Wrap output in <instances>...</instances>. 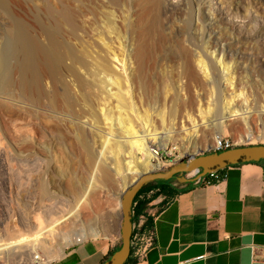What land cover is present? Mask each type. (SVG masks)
Here are the masks:
<instances>
[{"label": "rangeland", "instance_id": "rangeland-1", "mask_svg": "<svg viewBox=\"0 0 264 264\" xmlns=\"http://www.w3.org/2000/svg\"><path fill=\"white\" fill-rule=\"evenodd\" d=\"M53 1L57 6V1ZM182 1L186 2V5L181 10H176L173 15L169 12L165 15L166 9L171 10L172 6L169 0H160L161 18L153 28L154 33L145 37H139V31L151 19V14L141 18L150 6L149 3L135 6L129 1L123 7L107 4L102 8L94 5L89 12L78 10L76 32L70 34L66 27L59 29L57 39L62 55L56 64V73L46 76L33 87L29 96L22 87L21 71L18 69L22 54L16 49L15 23L0 8V59L3 63L6 62L9 72L11 71L8 73L11 79L7 80L8 75L0 71V233L5 228L10 234L17 232L24 222L32 219L31 217L38 216L45 223L46 207L54 208V211L69 210L74 206L75 183H88L85 181H88L89 174L96 164H111V154L100 156V134L110 124L116 133L118 126L114 120L105 122L100 119L96 114L99 109L103 113L111 109L115 116L121 114L128 118L135 131L144 126L143 129L156 131V136L164 138L177 137L175 124L180 115H192L197 109H206V104L211 103L215 94L210 100L209 97H200V101L196 100L190 104L186 92L179 88L183 77L182 62L177 54L178 40L181 43L186 42L185 44L192 42L200 46L202 51L206 47L208 49L212 42L208 37L209 29L203 27L205 21L202 20L200 27L194 26L195 14L189 8L193 0ZM206 1L219 21L213 30L223 37L227 27L218 13L220 6L215 0L203 2ZM21 2L12 6L16 19L12 18L22 27L33 24L31 32L36 35L40 28L39 23L48 22L45 7L40 1L38 7L31 0ZM72 5L76 10L78 3ZM261 7L262 5H257L253 9ZM128 8H131L130 14H127ZM108 17L111 19L110 25L106 22ZM253 21L254 18L248 22ZM263 31L256 34L245 29L242 37L244 39L231 41V56H225L226 63L240 68L234 76L235 80L241 81L242 84L234 90L224 85L222 103L237 95L233 105L247 113L244 116L248 117V123L243 122L236 128L226 127L223 133L221 132V137L241 136L240 141L245 145L264 144V73L255 68L264 50ZM199 33H203V39ZM175 34L182 39L179 37L176 40ZM35 41L45 47L43 37H37ZM143 42L148 46V56L143 69H140L142 62L137 51ZM212 45L213 43L210 46ZM122 58L125 62L124 71L119 61ZM111 63L116 64L113 70L121 74L130 87L127 96L130 98L128 107L121 108L116 95L119 89H125L124 85L122 82H116L117 75L114 72L110 79L109 72L104 68ZM144 80L150 81V91L147 93L142 87ZM197 94L203 95V91ZM33 110L45 114L46 117L35 119L33 113H30L34 112ZM247 134L251 135L249 140L246 139ZM183 136L181 134L178 137V146ZM81 140H84V143ZM159 143V149V144L154 145V148L158 149L154 162L158 164L159 169L169 163L167 159L175 160V157L179 159L185 156L181 150L173 152L172 145L165 147L162 140ZM110 168L113 182L106 187L109 195L110 190L119 182L112 164ZM42 184L56 190L57 196L48 200L42 198ZM107 193H102L98 197L99 200L97 198L90 216L81 222L79 228H102L106 231V237H120L121 208L116 207L115 198ZM109 197L114 199L113 202H109ZM100 202L109 205L103 204L102 208ZM77 244L68 247L65 252ZM38 254L42 255V252L39 250ZM33 262L35 264V260ZM6 263L4 259L0 260V264ZM19 263L20 261L17 262Z\"/></svg>", "mask_w": 264, "mask_h": 264}, {"label": "bare ground", "instance_id": "bare-ground-1", "mask_svg": "<svg viewBox=\"0 0 264 264\" xmlns=\"http://www.w3.org/2000/svg\"><path fill=\"white\" fill-rule=\"evenodd\" d=\"M21 1L22 0H0V8L3 12H6L7 15L11 17L13 23H15L16 49L22 54L18 69L21 71L20 77L22 87L28 96L31 94L32 88L43 81L46 76H51L56 73V64L62 55L61 52H59L60 45L57 39L59 29L61 27H66L70 34H74L78 27L76 21L78 10L89 12L94 5H98L102 8L107 4H115L123 7L129 1L135 6H143L149 3L150 6L141 15V18L147 14H151L152 16L146 25L141 28V31H139V37H145L150 33H154L152 32L153 28L156 27V24L161 18V12H159L160 0H106L107 2H105V0H66V2L64 0H56L57 6L54 5L53 0L52 2L49 1V3H46L45 0H31L36 7H38V1L43 3L48 19V22L45 24L39 23V31L36 32V35H33L31 32V28L34 27L33 24L29 23L27 26H23V28L21 25H18L15 20L16 15L13 7L18 5L19 2L22 3ZM150 1L153 2L150 3ZM203 1L193 0L192 5L189 4L191 5L189 8H191L195 14V27H200L201 22L205 21L206 24L203 27L209 29L210 33H208V37L213 45L210 46V44L208 49L206 47L204 51H202L200 46L192 42H188L187 44H185L186 42L181 43L180 40H178L179 37L182 39L181 36L177 37L175 34L174 38L178 40L177 54L182 62L181 74L183 80H181L179 88L186 92L190 104L196 100L200 101V97L203 99L209 97L208 100H210L211 97L214 96L213 94H215V97L211 99V103L206 104V109H197L196 113L193 112L192 115H180L178 122L175 124L177 132V137L174 136L175 138L170 136L164 138L158 137L156 136L158 134L156 131L153 132L152 130L143 129L144 126L139 131H135L128 118H124L121 114L115 116L111 109L107 113L101 112L102 110L100 109L96 111V114L101 117L100 119L105 122L114 120L118 126L116 133L111 124L107 129L102 130L99 142L101 148L100 156L102 157L103 154L112 155L111 164L114 174L119 178L118 184L113 190H110L111 194L109 195L107 193L108 188L106 187L113 182V174L110 168L111 164H107L106 162L96 164L93 171L89 174L88 181H85L88 183L85 185L83 181L75 183L73 191L74 206L70 207L69 210L67 209L68 211L66 209L54 211L53 207V209L46 207L44 212L46 214L45 223H43V220L41 221L42 218L36 215L37 218L31 217L32 219L24 222L22 228L15 233L10 234L5 228L4 231L0 233V260L4 259V261L7 262L6 264H8V262L17 264L18 261H20L19 264H34L33 261L35 258H40L41 262L39 264H49L52 261L62 258L65 255V250L78 242L106 237V231L102 228H79L82 224L81 222L88 219L95 205V201L102 193H107V195L115 198L116 207H119L127 187L141 174L158 167L154 159L157 158L160 140L163 141L165 147L172 145L173 152L181 150L185 156L193 155L214 147L219 138H221V132L226 127L236 128L243 122L246 124L248 123V117L244 116L247 113L233 105V101H235L237 95H233V97L227 99L224 104L222 103V97L225 92L224 85L234 90L242 84L241 81L235 80L234 76V73L240 68H237L238 66L234 68V66L226 63L225 56H231V41H240L245 33V29H249L256 34L264 30V0H215L220 6L218 13L222 19H224L227 27H225L226 29L223 37H220L218 32L213 30L219 21L216 19L217 16H214V12L212 13L209 2ZM75 2L78 3L76 10L72 5ZM169 2L172 9H166L165 15L167 12L173 15L176 10H181V8L186 5V2L184 3L182 0H169ZM257 5H262V7L256 8L257 10L253 9V7H257ZM128 9L127 14H130L131 8ZM16 14L18 13L16 12ZM252 18H254V21L249 23L248 21ZM106 22L110 25L111 19L108 17ZM199 35L202 39L204 38L203 33H199ZM37 37L44 38L46 42V44H44L45 47H42L35 41ZM137 52L142 62L140 69H143L148 56V46L145 42L140 45ZM114 59L116 60L117 58L114 56ZM119 61H121V69L124 71V59H119ZM115 65V63H111L110 65L107 64L104 68L109 72L108 77H110V79L113 77L112 73L114 72L117 75L116 82H122V85H124L125 89H119L116 95H118L117 99L121 108L128 107L130 98L127 96L130 92V87L127 80L123 78L121 74L113 70ZM255 65L257 66H255V68H257L260 73H264V50L261 52L258 63ZM0 71L8 75L6 78L7 80L10 75L8 73H11V71L9 72V67L6 62H2V59H0ZM258 76H260L259 73ZM0 77L2 76L0 75ZM3 84L6 85V83ZM142 87L146 93L150 91V81L144 80ZM201 90L203 91V95H198L197 93H200ZM30 113H33L35 119L46 117L45 114H39L37 111ZM138 133L140 134L138 135ZM181 134L184 136L180 138L181 144L178 146V137ZM250 138L251 135L247 134L246 139L249 140ZM81 142L84 143V140H81ZM156 144H159L158 149L154 148ZM139 155H142V157H139ZM54 185L56 184L54 183ZM41 196L48 200L57 196V192L56 190L50 189L48 185L42 184ZM111 197L108 198L110 199L109 202H113L114 200ZM100 204H98V206ZM103 204H101L102 208L106 205ZM96 210H99V208H96ZM32 213L35 212L32 211ZM87 224L89 223L87 222ZM39 250L42 252V255L38 254Z\"/></svg>", "mask_w": 264, "mask_h": 264}, {"label": "crops", "instance_id": "crops-1", "mask_svg": "<svg viewBox=\"0 0 264 264\" xmlns=\"http://www.w3.org/2000/svg\"><path fill=\"white\" fill-rule=\"evenodd\" d=\"M217 173V172H216ZM197 182L148 185L133 217L155 230L154 247L134 264H264V165L243 163ZM134 215V213H133ZM120 237L85 241L49 264H102Z\"/></svg>", "mask_w": 264, "mask_h": 264}, {"label": "water", "instance_id": "water-1", "mask_svg": "<svg viewBox=\"0 0 264 264\" xmlns=\"http://www.w3.org/2000/svg\"><path fill=\"white\" fill-rule=\"evenodd\" d=\"M264 161V144L236 146L223 151H200L176 159L171 165L158 167L141 174L124 192L121 202L120 247L102 264H125L131 254L133 232V203L136 196L148 185L178 179L181 182H197L207 175L243 163Z\"/></svg>", "mask_w": 264, "mask_h": 264}, {"label": "built area", "instance_id": "built-area-1", "mask_svg": "<svg viewBox=\"0 0 264 264\" xmlns=\"http://www.w3.org/2000/svg\"><path fill=\"white\" fill-rule=\"evenodd\" d=\"M240 138H242V137H240V136L237 138L221 137L214 147H211L207 150L208 151L213 150V151L219 152V151L227 150L229 148H233L236 146L245 145L240 141ZM176 159H178V158L175 157V160ZM167 160L169 161V163L164 164V165H171L173 163V161H175V160H172L170 158ZM207 176H209V178L218 179L217 173H212V174H209ZM147 194L150 195L152 193L148 192ZM147 194H144L141 191L136 196V198L134 200L133 208L139 203V201L144 199ZM83 243H85V242H78L77 245H80ZM154 243H155V230L154 229H150L147 232H143L141 230L140 226L133 225V232H132V238H131V250H132V257L136 261H141V260L145 259L148 252L154 247ZM40 262H41L40 258H35V264H39Z\"/></svg>", "mask_w": 264, "mask_h": 264}, {"label": "trees", "instance_id": "trees-1", "mask_svg": "<svg viewBox=\"0 0 264 264\" xmlns=\"http://www.w3.org/2000/svg\"><path fill=\"white\" fill-rule=\"evenodd\" d=\"M255 164H260V165H264V161H261V162H258V163H255ZM225 170V169H224ZM224 170H221V171H218V172H222ZM217 172V173H218ZM145 206V202H139L134 208H133V217H135L136 215L139 214V212L144 208ZM135 263V260L132 259V250H131V254H130V257L129 259L127 260V262L125 264H134Z\"/></svg>", "mask_w": 264, "mask_h": 264}]
</instances>
